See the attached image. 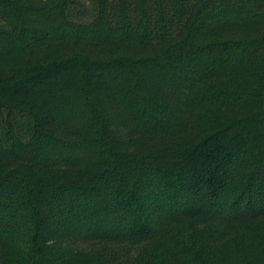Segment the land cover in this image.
I'll list each match as a JSON object with an SVG mask.
<instances>
[{
    "label": "trees",
    "instance_id": "obj_1",
    "mask_svg": "<svg viewBox=\"0 0 264 264\" xmlns=\"http://www.w3.org/2000/svg\"><path fill=\"white\" fill-rule=\"evenodd\" d=\"M0 264H264V0H0Z\"/></svg>",
    "mask_w": 264,
    "mask_h": 264
}]
</instances>
